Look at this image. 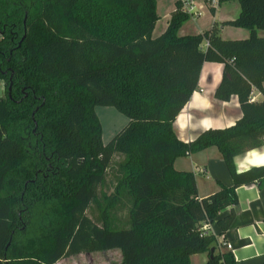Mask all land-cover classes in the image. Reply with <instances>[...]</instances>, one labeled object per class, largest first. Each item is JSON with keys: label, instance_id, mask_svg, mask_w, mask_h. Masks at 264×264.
I'll return each mask as SVG.
<instances>
[{"label": "trees", "instance_id": "trees-1", "mask_svg": "<svg viewBox=\"0 0 264 264\" xmlns=\"http://www.w3.org/2000/svg\"><path fill=\"white\" fill-rule=\"evenodd\" d=\"M231 1L236 19L179 35L191 15L177 0L153 37L157 0H0V264L112 249L120 264H192L202 253L204 264H236L208 226L224 236L236 189L264 181L263 166L239 172L234 161L264 144V100L251 99L264 94V0L219 4ZM223 26L250 36L223 39ZM205 62L223 65L214 97L236 95L242 117L185 142L174 122ZM96 106L129 118L107 144ZM210 147L234 185L200 198L195 174L174 163Z\"/></svg>", "mask_w": 264, "mask_h": 264}, {"label": "crops", "instance_id": "crops-1", "mask_svg": "<svg viewBox=\"0 0 264 264\" xmlns=\"http://www.w3.org/2000/svg\"><path fill=\"white\" fill-rule=\"evenodd\" d=\"M176 1L173 0L171 8L164 13L165 24L158 30L161 20V2L157 0L159 20L154 27L153 37L161 35L167 29L171 13L176 7ZM192 1L195 6L194 15L190 16L191 21L188 19L180 27L179 35L203 33L209 30L215 22L221 23L236 19L241 11L238 1L219 4L215 7L214 13L203 0ZM258 34L264 36V30L258 31ZM249 36L250 32L247 29L233 26H223L221 29V37L226 40H241ZM206 45L204 43L203 46ZM222 73V64L214 62L203 64L198 86L174 122L177 136L182 141L189 142L207 129L230 127L242 117L236 95L228 101H220L214 97L215 90L222 80ZM251 99L252 101H263L264 94L254 89ZM234 161L239 172L255 166L264 167V144L259 148L237 155ZM174 167L179 171H191L195 174L200 198H205L217 191L218 183L228 187L234 185L227 165L216 147L178 158ZM236 193L238 205L235 208L236 216L230 229L222 236L216 222L208 228L217 237L218 249L231 251L236 264H264V181L261 186L258 184L240 186L236 189ZM229 211V208L224 209L219 217L227 215ZM201 255L200 264H204L208 260V254L202 253Z\"/></svg>", "mask_w": 264, "mask_h": 264}, {"label": "rangeland", "instance_id": "rangeland-1", "mask_svg": "<svg viewBox=\"0 0 264 264\" xmlns=\"http://www.w3.org/2000/svg\"><path fill=\"white\" fill-rule=\"evenodd\" d=\"M161 8L160 15L161 20L159 21L158 30L165 24L164 13L168 11L173 3V0H160ZM27 17H24L26 20ZM192 17L189 18V21ZM1 92H3L2 82H0ZM95 112L100 120L102 127V141L107 144L113 136L125 127L129 123V118L119 112L115 107L111 106H96ZM95 213L88 211V215L95 218ZM120 217L126 218V211L118 213ZM123 219V220H124ZM2 222H0V225ZM201 254L191 256L192 264H200ZM121 252L118 249L99 251L93 253H81L69 258H64L56 264H120L121 263Z\"/></svg>", "mask_w": 264, "mask_h": 264}, {"label": "built area", "instance_id": "built-area-1", "mask_svg": "<svg viewBox=\"0 0 264 264\" xmlns=\"http://www.w3.org/2000/svg\"><path fill=\"white\" fill-rule=\"evenodd\" d=\"M208 6L217 7L219 0H203ZM183 10L187 11L190 15H194V4L192 0H180ZM228 247H230L228 245Z\"/></svg>", "mask_w": 264, "mask_h": 264}, {"label": "flooded vegetation", "instance_id": "flooded-vegetation-1", "mask_svg": "<svg viewBox=\"0 0 264 264\" xmlns=\"http://www.w3.org/2000/svg\"><path fill=\"white\" fill-rule=\"evenodd\" d=\"M26 23V20H24V24Z\"/></svg>", "mask_w": 264, "mask_h": 264}]
</instances>
